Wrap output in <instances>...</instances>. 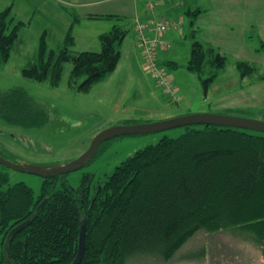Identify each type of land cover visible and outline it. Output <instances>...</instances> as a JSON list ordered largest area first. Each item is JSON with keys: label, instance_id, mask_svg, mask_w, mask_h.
<instances>
[{"label": "trees", "instance_id": "trees-1", "mask_svg": "<svg viewBox=\"0 0 264 264\" xmlns=\"http://www.w3.org/2000/svg\"><path fill=\"white\" fill-rule=\"evenodd\" d=\"M199 13L198 9L186 12L192 17L186 68L199 77L206 94L226 58L212 45L194 39ZM9 14V8L0 13V62L8 60L22 24L6 34ZM126 34L127 30L113 25L98 36L99 51H72L73 39L67 34L58 52L49 50L42 36L37 60L22 74L57 87L63 64L69 62V86L83 78L76 89L86 93L115 70ZM171 47L157 50L153 62L162 64L158 52ZM167 64L178 67L175 62ZM205 65L209 76L204 79ZM236 68L241 78L251 77L256 70L245 62H238ZM259 80L264 81V76ZM0 118L26 129L40 128L47 121L40 104L20 88L0 93ZM146 122L133 120L132 124ZM88 176H83L78 189L66 180L58 189V177L43 179L35 199L27 185H10L0 170V233L5 250L0 264H71L82 222L85 237L79 264H125L137 256L167 261L200 229L216 232L240 226L264 246V133L184 126L179 136L163 137L135 151L93 186L92 195Z\"/></svg>", "mask_w": 264, "mask_h": 264}, {"label": "rangeland", "instance_id": "rangeland-1", "mask_svg": "<svg viewBox=\"0 0 264 264\" xmlns=\"http://www.w3.org/2000/svg\"><path fill=\"white\" fill-rule=\"evenodd\" d=\"M204 2L205 0H201L198 4L200 9L205 7ZM213 6L209 4V8ZM8 8L10 14L6 19V34L19 22L22 24L18 26V40L12 46L8 60L0 62V93L15 88L24 90L44 109L47 121L40 128L26 129L8 125L0 118V156L7 161L43 167L64 165L84 153L93 137L100 131L132 124L133 120L158 122L181 115L210 112L264 121V81L259 80L264 76V63H260L264 60L260 39L264 41V37H258L260 34L257 29H253L248 44L246 43L240 51L231 50V45L223 42L220 37L218 40H212L211 36L204 38L206 44L212 43L216 51L226 58L224 69L217 74L205 94L199 77L186 68L191 44L192 17L183 14L186 19L180 28L184 34L182 38H171L172 47L168 51L177 55L173 62L177 63L178 67L166 62L159 65L166 69L175 81L174 84L179 87V101L168 102L169 106H163L160 112H155L148 106L154 104L156 109L160 104L153 102L142 92L145 91L144 84L150 82L158 95L161 92L148 75L140 71L142 62L137 57L138 52L134 48L136 38L132 35L130 27L127 28L128 34L120 45L121 56L115 70L86 93L76 89L83 78L77 80L76 85L69 86V62L63 64L61 80L57 87L50 86L47 81L29 79L22 74L23 69L37 60L42 36L46 47L55 52L63 46L67 34L73 39L70 46L72 51H98L100 45L98 36L96 37L97 31L108 29L110 24L123 29L125 26L121 25V20H92L82 15L75 20L70 4L61 6L54 0H0V13ZM193 9L195 8L191 10ZM187 10L188 8L185 9L186 12ZM254 15L256 24H260L264 17V0H254ZM209 32L204 34L210 35L211 29ZM198 38L199 30L194 39L200 41ZM257 52L261 53L260 57ZM136 60L140 69L134 64ZM238 62H245L256 69L251 77H240L236 68ZM208 76L209 68L205 65L202 78ZM167 99L171 100L170 97ZM234 109L240 111L236 112ZM183 132L184 127H176L148 134L118 136L102 142L87 165L59 175L55 186L60 189L62 180H66L71 188L78 189L83 176L87 174L92 195L93 186L103 181L106 175L135 151L155 144L163 137L174 138ZM0 170L7 174L10 185L23 182L32 190L34 198H38L44 178L1 166ZM248 231L240 226L222 228L216 232L200 229L170 260L137 256L128 259L125 264H259L260 251L256 248L261 245L254 242L251 249L250 243L242 241L251 236ZM228 235L236 239L234 248L227 244L230 239ZM3 237L0 233V254L3 252L5 256ZM222 253L225 255L224 261L220 260Z\"/></svg>", "mask_w": 264, "mask_h": 264}, {"label": "crops", "instance_id": "crops-1", "mask_svg": "<svg viewBox=\"0 0 264 264\" xmlns=\"http://www.w3.org/2000/svg\"><path fill=\"white\" fill-rule=\"evenodd\" d=\"M57 4L61 6H65V4H70L72 9V14L78 20V16L81 15L87 17L92 20H104L106 19L105 16L112 15L115 17L106 19L110 20L115 18L116 20H121L124 30H127L130 27L131 33L133 34V26L136 20L146 22L149 20H155L160 18H165L172 23L171 28L163 35V38L170 42L171 46V38L173 37H181L183 36V29L181 28V32L179 31L181 24L185 23V16L186 14L185 9L193 10L198 9L200 13L196 17V25L194 29L196 31V36H198L199 30V38L201 42L205 43L204 38L206 36H211L213 40L216 38H222L228 45H231V50H242L246 43L249 42V36L253 35V29L259 30V36L261 38L264 37V17L261 19L260 24H256V16L254 15V0H205L204 8L200 9L198 7L201 0H54ZM114 3L112 5L111 3ZM210 5H214L213 7L209 8ZM237 7H235V6ZM11 8V7H10ZM229 13V14H228ZM187 15V14H186ZM90 16H97L100 19H94ZM223 22V23H219ZM230 23L231 24H226ZM81 24V23H80ZM79 24V26H80ZM114 24L108 25V29L97 31L96 37L100 34L99 32H106L108 31L111 26ZM73 28V27H72ZM192 29V28H190ZM211 29L210 35L208 34L209 30ZM178 30V31H177ZM128 31V30H127ZM205 33V34H204ZM210 33V32H209ZM148 37H152V33L146 32ZM98 38V37H97ZM261 42L262 39H260ZM207 42V41H206ZM208 44L212 45V43L207 42ZM136 50V49H135ZM169 50H162L158 52V59L160 63H170L177 57L175 52L170 53ZM137 52V51H136ZM258 53V57L261 56L260 52ZM137 57L140 60V56L137 53ZM264 57V56H263ZM261 57V58H263ZM141 61V60H140ZM138 60L136 63L134 62L135 66H138ZM260 63H264V60ZM140 69V68H139ZM141 71V69H140ZM142 72V71H141ZM169 75V74H168ZM170 76V75H169ZM173 80V79H172ZM173 82H175L173 80ZM260 82V81H257ZM256 82H252L255 84ZM156 88V87H155ZM145 91H142L147 97H149L153 102L157 101L160 104L159 108L155 109V105L152 104L150 107L151 110L155 112H160L162 107L169 106L171 103L164 95L157 92L152 88V84L147 82L144 84ZM157 89V88H156ZM166 103V104H165ZM189 107V105H186ZM141 113V112H140ZM240 234L239 232H237ZM230 239H228V243L233 248L236 244V239L230 235H228ZM252 238L248 237L246 239H242L243 243H250L251 249L254 247V241ZM241 240V239H240ZM234 244V245H232ZM260 247V248H258ZM256 249L260 251L259 256V264H264V247L258 246ZM254 251V250H253ZM246 253V250L244 251ZM218 259V258H216ZM220 260H225V255L222 253L220 256ZM223 264H227L224 262Z\"/></svg>", "mask_w": 264, "mask_h": 264}, {"label": "water", "instance_id": "water-1", "mask_svg": "<svg viewBox=\"0 0 264 264\" xmlns=\"http://www.w3.org/2000/svg\"><path fill=\"white\" fill-rule=\"evenodd\" d=\"M190 125H214L247 129L264 133V121L254 118L240 117L229 114L195 113L181 115L158 122L134 123L106 128L97 133L91 140L87 150L74 160L64 165L36 166L26 163H12L0 156V165L23 173L34 174L41 178L58 177L71 171L78 170L87 165L94 157L98 146L107 140L123 135H137L154 133L170 128ZM85 223L79 229L77 253L71 264H79L84 251Z\"/></svg>", "mask_w": 264, "mask_h": 264}, {"label": "built area", "instance_id": "built-area-1", "mask_svg": "<svg viewBox=\"0 0 264 264\" xmlns=\"http://www.w3.org/2000/svg\"><path fill=\"white\" fill-rule=\"evenodd\" d=\"M151 30L154 32L155 37L152 40H149L144 35V29L146 25L137 24L136 25V35L138 37V46L141 48L142 55L145 60V70L157 80V83L162 86L166 92L170 94L174 93V90L170 87L168 79L165 77L164 73L156 68L153 62V55H155V48L157 46L164 47L166 46L165 42L160 39V36L165 32L168 27L167 21L159 22H150Z\"/></svg>", "mask_w": 264, "mask_h": 264}]
</instances>
